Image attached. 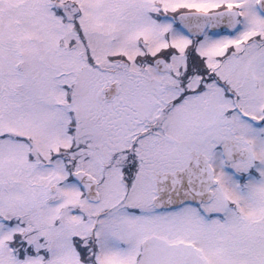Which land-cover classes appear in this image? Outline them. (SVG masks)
Returning <instances> with one entry per match:
<instances>
[{
  "label": "snow or ice",
  "instance_id": "obj_1",
  "mask_svg": "<svg viewBox=\"0 0 264 264\" xmlns=\"http://www.w3.org/2000/svg\"><path fill=\"white\" fill-rule=\"evenodd\" d=\"M0 264H264V0H0Z\"/></svg>",
  "mask_w": 264,
  "mask_h": 264
}]
</instances>
